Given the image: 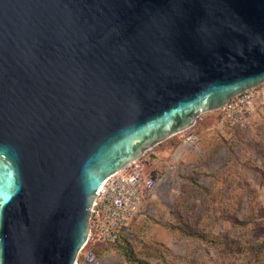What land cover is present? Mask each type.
Wrapping results in <instances>:
<instances>
[{
    "label": "water",
    "instance_id": "water-1",
    "mask_svg": "<svg viewBox=\"0 0 264 264\" xmlns=\"http://www.w3.org/2000/svg\"><path fill=\"white\" fill-rule=\"evenodd\" d=\"M264 85V0H0V264H76L112 176Z\"/></svg>",
    "mask_w": 264,
    "mask_h": 264
},
{
    "label": "rangeland",
    "instance_id": "rangeland-1",
    "mask_svg": "<svg viewBox=\"0 0 264 264\" xmlns=\"http://www.w3.org/2000/svg\"><path fill=\"white\" fill-rule=\"evenodd\" d=\"M262 103L246 126L208 113L143 156L156 187L125 239L97 249L96 264H264Z\"/></svg>",
    "mask_w": 264,
    "mask_h": 264
},
{
    "label": "built area",
    "instance_id": "built-area-1",
    "mask_svg": "<svg viewBox=\"0 0 264 264\" xmlns=\"http://www.w3.org/2000/svg\"><path fill=\"white\" fill-rule=\"evenodd\" d=\"M259 100L264 106V85L232 99L221 110V122L240 121L246 126ZM186 140L192 143L198 138L192 135ZM146 162L141 158L106 181L93 205L89 240L76 264H96L97 249L118 244L125 229L140 214L147 195L156 187Z\"/></svg>",
    "mask_w": 264,
    "mask_h": 264
},
{
    "label": "trees",
    "instance_id": "trees-1",
    "mask_svg": "<svg viewBox=\"0 0 264 264\" xmlns=\"http://www.w3.org/2000/svg\"><path fill=\"white\" fill-rule=\"evenodd\" d=\"M124 234H122L121 235V238L123 237V239H125V236H123ZM120 238V239H121ZM117 245H119V242H118V244H116V245H114V246H117ZM114 246H111V247H114ZM123 248H126V247H123ZM122 248V249H123ZM124 250V249H123ZM125 251V250H124ZM124 256H125V258L128 260V261H130V260H132V258H131V255H130V253H129V250L127 251H125V253H124ZM139 264H144L143 262H139Z\"/></svg>",
    "mask_w": 264,
    "mask_h": 264
},
{
    "label": "crops",
    "instance_id": "crops-1",
    "mask_svg": "<svg viewBox=\"0 0 264 264\" xmlns=\"http://www.w3.org/2000/svg\"><path fill=\"white\" fill-rule=\"evenodd\" d=\"M155 153L157 154L156 151H154L152 154H150V155H149V159H150V158L152 157V155L155 154Z\"/></svg>",
    "mask_w": 264,
    "mask_h": 264
}]
</instances>
